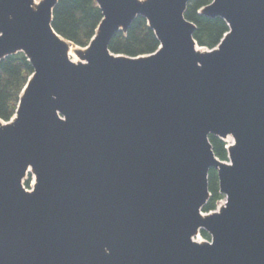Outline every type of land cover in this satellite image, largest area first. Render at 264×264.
Returning a JSON list of instances; mask_svg holds the SVG:
<instances>
[{"label":"water","instance_id":"95a60500","mask_svg":"<svg viewBox=\"0 0 264 264\" xmlns=\"http://www.w3.org/2000/svg\"><path fill=\"white\" fill-rule=\"evenodd\" d=\"M190 1L96 0L104 18L74 63L58 0H0V63L21 52L34 69L0 122V264H264V0L202 9L230 28L213 51ZM139 16L161 49L112 54ZM211 135L234 138L232 165ZM211 169L227 202L204 215Z\"/></svg>","mask_w":264,"mask_h":264},{"label":"trees","instance_id":"16d2710c","mask_svg":"<svg viewBox=\"0 0 264 264\" xmlns=\"http://www.w3.org/2000/svg\"><path fill=\"white\" fill-rule=\"evenodd\" d=\"M214 0H192L185 12V18L192 22L196 30L194 39L200 47L213 50L218 47L230 31L228 24L222 18H209L200 11ZM103 20V14L95 0H58L53 11V29L62 38L75 46L86 48L94 38ZM160 43L154 31L145 18L139 16L129 30L118 32L110 42L112 54L130 58L148 56L156 53ZM34 69L23 53L12 55L0 63V120L10 122L18 110L21 94L26 87ZM215 156L224 162H229L227 143L211 135L209 137ZM208 186L211 197L203 207V213L215 212L219 204L225 200L220 193L218 172L211 169L208 175ZM29 187V183H27ZM202 237L211 240L205 231H200Z\"/></svg>","mask_w":264,"mask_h":264},{"label":"rangeland","instance_id":"374dc122","mask_svg":"<svg viewBox=\"0 0 264 264\" xmlns=\"http://www.w3.org/2000/svg\"><path fill=\"white\" fill-rule=\"evenodd\" d=\"M34 1L39 5L43 0H34ZM75 58H77V61L76 62H79V61L81 62L82 61L81 58L79 57V55L77 54V51H76V56L75 57H72L71 60H73ZM27 183H29V186H30L29 188H27ZM33 183H34V177L31 176V175H27L25 177V179H24L23 186L25 187L26 190H32ZM225 202H226V200L222 201L221 204H219V205L220 206H223ZM194 241H196L198 243L209 242L207 239H205V238L202 237V234L201 233H199L196 237H194Z\"/></svg>","mask_w":264,"mask_h":264},{"label":"bare ground","instance_id":"6f19581e","mask_svg":"<svg viewBox=\"0 0 264 264\" xmlns=\"http://www.w3.org/2000/svg\"><path fill=\"white\" fill-rule=\"evenodd\" d=\"M37 5H38V4H37L36 2H34V8H36ZM76 51H77V49L74 48L72 45H70V49H69V51H68V55H69V57H70V58L75 57V56H76ZM73 60L76 62V61H77V58H75V59H73ZM226 142L228 143V145H233V144H234L233 137H232V136H228V137L226 138Z\"/></svg>","mask_w":264,"mask_h":264}]
</instances>
